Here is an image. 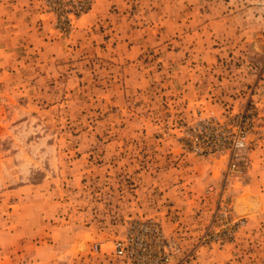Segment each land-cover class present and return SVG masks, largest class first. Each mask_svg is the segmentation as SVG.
<instances>
[{
	"label": "rangeland",
	"instance_id": "1",
	"mask_svg": "<svg viewBox=\"0 0 264 264\" xmlns=\"http://www.w3.org/2000/svg\"><path fill=\"white\" fill-rule=\"evenodd\" d=\"M0 264H264V0H0Z\"/></svg>",
	"mask_w": 264,
	"mask_h": 264
},
{
	"label": "built area",
	"instance_id": "2",
	"mask_svg": "<svg viewBox=\"0 0 264 264\" xmlns=\"http://www.w3.org/2000/svg\"><path fill=\"white\" fill-rule=\"evenodd\" d=\"M117 250H118V254H119V255H123L124 252H125V247H124V245H122V244H118V245H117Z\"/></svg>",
	"mask_w": 264,
	"mask_h": 264
}]
</instances>
